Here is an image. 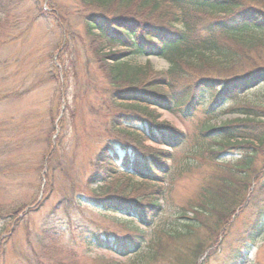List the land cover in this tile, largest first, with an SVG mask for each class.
I'll return each instance as SVG.
<instances>
[{
  "label": "rangeland",
  "instance_id": "rangeland-1",
  "mask_svg": "<svg viewBox=\"0 0 264 264\" xmlns=\"http://www.w3.org/2000/svg\"><path fill=\"white\" fill-rule=\"evenodd\" d=\"M77 1L40 0V6H53L61 15L56 20L33 22L37 2L0 0V264H36L37 258L45 264H194L198 244L203 245V254L197 264H231L234 252L242 248L252 232L254 212L263 206L264 162L262 159L256 164L259 200L249 202L253 183L242 196L248 204L244 209L227 217L220 216L222 212L205 214L202 204L212 198L207 193L215 195L214 188L226 177L232 156L214 160L201 150L197 134L206 123L220 124L236 118L238 113L226 114L231 105L225 103L216 106L210 115L200 111L182 121L165 111L149 109L168 130L183 132L186 141L172 151L171 159L165 145L141 142L144 153L161 152L159 168L170 170L161 188L135 174L121 172H129L133 165L128 160L134 159L117 141L128 142L130 137L116 133L107 124V112L113 111L107 93L110 86L85 45L69 38L68 49H64L65 28L85 34L76 13ZM60 46L64 51L58 53ZM58 55L64 70L51 74ZM135 62H151L158 71L169 68L165 60L155 56H141ZM52 78L56 82L50 81ZM255 103L260 109L254 107ZM241 106L264 113V90L250 92ZM117 111L134 113L126 108ZM135 123L134 129L142 133L140 123ZM104 148L115 153L117 162L111 165V179L99 188L90 183V177L96 168L109 167L98 160ZM133 183L136 187H131ZM125 191L130 197H149L153 193L161 196L162 209L153 218L151 228L145 229L123 211L94 202V198ZM17 206L23 209L22 214L11 211ZM196 209L205 218L191 217ZM217 221L222 225L217 226ZM187 223L191 229L184 230L190 233L187 235L193 231L191 236H163L160 259H146L159 233L166 227L181 228ZM135 229L147 232L141 253L120 256V243H116L131 239ZM249 241L241 264H264V228Z\"/></svg>",
  "mask_w": 264,
  "mask_h": 264
},
{
  "label": "trees",
  "instance_id": "trees-1",
  "mask_svg": "<svg viewBox=\"0 0 264 264\" xmlns=\"http://www.w3.org/2000/svg\"><path fill=\"white\" fill-rule=\"evenodd\" d=\"M32 1L37 2L33 22L45 18L59 19L61 14L53 6L45 9L38 4L40 0ZM77 2L79 7L76 13L80 17L85 34L72 33L69 28H65L66 46H60L58 53L68 49L69 38L85 45L91 61L109 84L108 100L113 111L111 114L107 112V124L113 127L116 133L130 137L128 142L117 141L134 159L128 160V164L132 163L133 168H130L129 172H121L135 174L143 181L161 188L170 170L159 168L161 152L144 153L141 150V142L147 140L165 145L171 151L168 153L171 159L172 151L180 148L186 141L183 132L168 130L163 123L153 118L149 109L165 111L184 121L195 117L200 111L206 116L210 115L216 106L230 103L231 106L225 110L226 114L238 113V117L226 119L220 124L206 123L197 134L201 150L207 151L214 160L222 156H232L226 177L218 188H214L213 193L216 196L207 193L212 198L208 203H203L202 207L205 214L222 212L219 213L220 216L225 214L226 217L238 209L242 210L248 205L242 196L250 190L253 183L255 186L249 202L251 199L259 200L256 196L260 190L256 183L259 180L256 164L262 159L264 162V113L243 107L241 102L250 92L264 90V0ZM72 52L75 53V50ZM59 55L49 73L64 70V65L59 63ZM141 56L163 59L169 68L166 71H158L151 62L140 65L135 61ZM55 80L57 79L52 78L50 81ZM258 104L255 103L254 107L260 109ZM121 108L132 109L138 114H121L117 111ZM135 122L140 123L142 133L134 129ZM115 136L118 137L117 134ZM98 160L109 166L98 167L91 174L90 183H95L100 188L111 179V165L117 161L115 153L107 148L100 152ZM157 173L162 174V178L156 176ZM49 183L52 185L51 179ZM134 186L136 187L133 183L131 187ZM262 186L264 194V183ZM145 195L130 197L125 191L101 199L94 198V202L103 208L112 207L123 211V215H130L147 229L153 225V218L159 216L162 201L161 196L154 193L149 197ZM157 195L162 194L157 192ZM17 207L11 211L16 210L15 213L22 214L21 206ZM183 216L185 217L186 213ZM187 216H190L189 213ZM197 216L205 218L202 212L196 209L191 217ZM253 216L252 232L243 242L242 248L234 252L231 264L242 263L248 248L247 240H254L256 235L262 232L264 201L263 206L255 211ZM216 225L222 224L217 221ZM184 229L190 230L191 226L187 223L182 224L181 228L166 227L165 231L158 234V241L153 240L146 259L150 262L160 259L164 249L163 236L174 239L177 236L187 237L193 234L192 231L191 235H187L190 233ZM145 233L147 232L143 229H135L131 239L116 243H120L118 250L116 249L117 253L124 257L140 254L146 239ZM202 250L203 245L198 244L194 250V264L202 257ZM48 259L51 260L49 257ZM177 260L183 262L182 258ZM36 264L45 263L39 262L37 258Z\"/></svg>",
  "mask_w": 264,
  "mask_h": 264
}]
</instances>
